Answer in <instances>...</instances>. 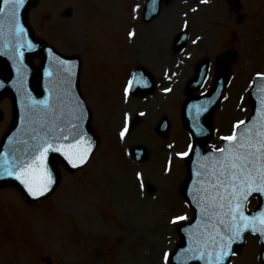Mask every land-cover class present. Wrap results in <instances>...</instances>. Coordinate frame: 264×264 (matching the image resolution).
<instances>
[{"label":"rangeland","instance_id":"374dc122","mask_svg":"<svg viewBox=\"0 0 264 264\" xmlns=\"http://www.w3.org/2000/svg\"><path fill=\"white\" fill-rule=\"evenodd\" d=\"M141 2L39 0L31 11L39 36L62 53L80 58V89L89 103L99 144L83 168L63 169L57 189L39 204H26L12 187L0 189V264H169L166 258L179 240L176 224L192 216L179 192L187 155L178 153L189 154L192 143L179 113L185 86L201 58L208 57L212 68L202 89L206 91L216 57L227 50L236 52L232 79L214 115L216 132L208 146L220 147L223 138L250 117L249 90L254 79L264 74V0H243L246 18L240 25L231 19L232 35L226 32L223 16L217 19L224 1L213 0L202 10L196 34L177 53L170 45L181 29L179 15L189 0L163 6L162 12L172 6L168 23L160 15L147 24L139 17L136 24L130 17L140 9L133 6ZM209 13L215 17L205 21ZM132 31L136 34L130 38ZM193 46L201 50L195 52ZM137 65L154 73L157 89L146 96H124L122 89ZM1 106L6 115L0 122V138L11 118L10 100ZM165 115L171 129L167 138H161L154 127ZM139 144L148 150L141 161L131 152ZM256 245L257 240L249 239L229 264H261V248Z\"/></svg>","mask_w":264,"mask_h":264},{"label":"water","instance_id":"95a60500","mask_svg":"<svg viewBox=\"0 0 264 264\" xmlns=\"http://www.w3.org/2000/svg\"><path fill=\"white\" fill-rule=\"evenodd\" d=\"M36 3L37 0H24L16 10L15 20L23 28V32H19L11 18V6L0 0V8H4V13L0 14V101L9 97L13 108L11 125L0 141V187L14 186L26 202L33 203H39L56 189L61 178L60 164L74 171L88 162L98 145L97 134L91 128L92 115L79 87L81 61L77 56L62 55L34 34L29 22V11ZM29 44L32 46L29 47ZM36 58L40 60L39 64L34 63ZM196 73L190 81L191 92L204 84L208 73L207 60L198 66ZM230 78V64L227 61L219 62L212 90L202 96L188 97L183 105L184 126L192 134L194 151L186 163L188 172L181 185V193L189 201L194 219L178 229L181 240L171 256L172 264H205V260L194 257L205 252L206 259L207 253L213 251L208 237L217 218L211 213L227 211V208L221 210L211 207L212 197L216 195L211 188L215 182L212 173L221 170L220 163L227 153L206 150L205 145L212 137V117ZM151 82L154 83L152 78ZM139 86L140 83L136 82V89ZM250 102L252 118L240 129L234 140L224 143V149L233 150L236 140H240L245 144L244 150H248L247 145L251 143V151H256L258 142L264 140V76L256 79L250 91ZM2 118L0 110V120ZM72 125L79 127L73 128ZM76 132L80 135L75 136ZM45 141L52 147L43 154L41 146ZM81 156H84L83 162ZM21 161L37 167L36 172L21 179H27L33 187L42 175L45 181H50L49 190L43 195L30 194L21 179H17L20 171L13 165ZM6 169L12 170V174H8ZM221 194L226 195L223 189ZM252 196L259 199V205L249 211L247 203ZM206 207L208 213L205 212ZM244 209L246 215L257 216L259 227L258 213L264 212V195H250ZM248 231L251 230L242 232L241 237L233 241L232 252L241 251Z\"/></svg>","mask_w":264,"mask_h":264},{"label":"snow or ice","instance_id":"6c2138e0","mask_svg":"<svg viewBox=\"0 0 264 264\" xmlns=\"http://www.w3.org/2000/svg\"><path fill=\"white\" fill-rule=\"evenodd\" d=\"M5 5H10L11 18L14 21V27L23 32V28L16 22V10L24 3V0H3ZM4 13V8H0V14ZM131 35V33H130ZM29 47L32 45L29 44ZM131 81L129 87H131ZM127 92V89L125 90ZM81 113V117H82ZM81 117H77L80 119ZM243 123V122H241ZM73 128H78L79 125H72ZM75 136L80 135L79 132L74 133ZM123 136V133H121ZM66 139V137H64ZM226 140H234V136L225 137ZM259 148L256 151H251L253 145H247L248 150L245 149V144L240 140H236L233 150L221 149V152H226L223 162L220 163V171H213L212 175L215 176V182L211 184V188L216 193L212 197L211 207L213 209H225L227 211H213L212 216H215L216 223L212 224L213 231L209 234L208 239L211 241L212 252L207 253L205 259V252H200L196 259L205 260V264H226V261L231 255H235L231 250V245L234 240L241 237V233L246 230L258 232L264 238V212L258 213L259 227H257V216H249L245 214L244 204L248 197L253 193L264 195V140L258 142ZM51 144L46 141L41 146L43 154L51 148ZM191 147V146H190ZM59 151L60 149H54ZM178 155H188L185 153H178ZM81 162L84 161V156L80 157ZM259 160V166L257 161ZM13 168L19 169L20 175L28 176L29 173L37 171V167H33L32 163L25 164L20 162L13 165ZM8 174H12V170L6 169ZM32 195H43L49 190L48 184L50 181H45L44 176L39 177V182L33 187L29 184L27 179H21ZM223 189L226 195L221 194ZM208 213V208H205ZM177 219H184L177 217ZM205 248L208 247L205 242ZM167 256V254H165Z\"/></svg>","mask_w":264,"mask_h":264},{"label":"flooded vegetation","instance_id":"af4514ba","mask_svg":"<svg viewBox=\"0 0 264 264\" xmlns=\"http://www.w3.org/2000/svg\"><path fill=\"white\" fill-rule=\"evenodd\" d=\"M172 0H164V8L169 5V3ZM188 3V0H186ZM213 0H198L199 5L197 4V0H189L190 4H188V6H186V9L183 10L182 14L179 15V19L182 18L181 24L178 22V24H180V30L183 29H188L189 34H190V38L192 37L193 34H196V30H198V22L199 19H201L200 17H202V10H204L205 8L211 7L213 5ZM225 7H222L223 9L219 12L217 19H221L220 17L223 16V23L225 25H228L227 27V31L229 32L231 35L235 33V29L231 23V19L234 17L235 23L236 24H241L245 18V12L243 10V4H242V0H241V4L238 7H236V10H234L235 12H232V6L230 4V2L228 0H223ZM203 6V7H200ZM172 9V6H169V8L166 9V13L164 14V21L165 22H169V18L171 17V12L169 10ZM188 17H190L192 19V25L189 23V19ZM215 17V13H209V18H206L205 21H210L212 19H214ZM184 18H186V21L184 20ZM174 21V19L172 20V22ZM171 22V23H172ZM217 26H220L221 22L215 21L214 22ZM194 26L196 28H194ZM174 28V27H172ZM178 33V32H177ZM204 34V31L201 32ZM200 36V35H199ZM230 36V35H227ZM201 39V38H200ZM260 244L259 240L257 239V245L256 247H258V245ZM260 249V248H259ZM259 259V256H258Z\"/></svg>","mask_w":264,"mask_h":264},{"label":"bare ground","instance_id":"6f19581e","mask_svg":"<svg viewBox=\"0 0 264 264\" xmlns=\"http://www.w3.org/2000/svg\"><path fill=\"white\" fill-rule=\"evenodd\" d=\"M162 18L164 19V13L162 14ZM193 55V54H192ZM186 60H188V59H185L184 61H186ZM185 64V63H184ZM184 64H183V67H184ZM184 69V68H183ZM161 109L159 110V111H157V113H158V115H160L161 114Z\"/></svg>","mask_w":264,"mask_h":264}]
</instances>
